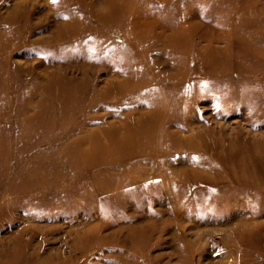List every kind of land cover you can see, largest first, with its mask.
Wrapping results in <instances>:
<instances>
[{
	"label": "rangeland",
	"instance_id": "374dc122",
	"mask_svg": "<svg viewBox=\"0 0 264 264\" xmlns=\"http://www.w3.org/2000/svg\"><path fill=\"white\" fill-rule=\"evenodd\" d=\"M0 264H264V0H0Z\"/></svg>",
	"mask_w": 264,
	"mask_h": 264
}]
</instances>
